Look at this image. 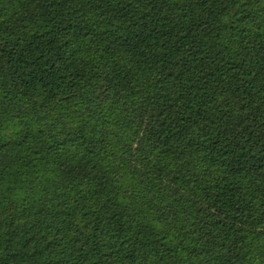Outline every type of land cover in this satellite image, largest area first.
<instances>
[{
	"label": "trees",
	"instance_id": "obj_1",
	"mask_svg": "<svg viewBox=\"0 0 264 264\" xmlns=\"http://www.w3.org/2000/svg\"><path fill=\"white\" fill-rule=\"evenodd\" d=\"M0 264H264V0H0Z\"/></svg>",
	"mask_w": 264,
	"mask_h": 264
}]
</instances>
